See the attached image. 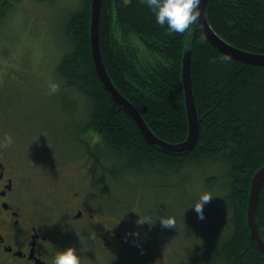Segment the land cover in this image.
<instances>
[{
	"label": "trees",
	"instance_id": "obj_1",
	"mask_svg": "<svg viewBox=\"0 0 264 264\" xmlns=\"http://www.w3.org/2000/svg\"><path fill=\"white\" fill-rule=\"evenodd\" d=\"M19 1L0 0V19ZM90 8L91 0H81L68 12L63 36L70 47L56 66L63 90L86 99L87 117L77 126L84 135L93 132L101 142L96 148L89 140L80 142L86 156L113 179L122 170L179 172L190 164L220 161L225 169L223 216L229 214L232 230L221 233L210 264H264V253L250 239L247 224L250 180L264 165V65L232 58L214 63L223 53L208 40L197 43L201 33L197 24L191 33L168 34L167 25L159 26L153 11L140 0H101L98 43L106 72L149 129L170 143L181 142L188 134L181 66L184 53L190 52L198 138L189 151L165 152L145 141L131 117L104 89L91 53ZM206 18L230 45L264 55V0H208ZM116 29L125 38L130 33L137 36L158 61L136 65L134 50L116 38ZM103 156L114 161L106 164ZM204 178L209 188L220 181L217 174ZM255 218L264 240V180Z\"/></svg>",
	"mask_w": 264,
	"mask_h": 264
},
{
	"label": "rangeland",
	"instance_id": "obj_2",
	"mask_svg": "<svg viewBox=\"0 0 264 264\" xmlns=\"http://www.w3.org/2000/svg\"><path fill=\"white\" fill-rule=\"evenodd\" d=\"M80 2L21 0L0 19V136L10 133L14 141L0 155L14 164L35 193L39 209L50 218L69 219L72 211L61 201L67 189L55 174L61 171L64 176L77 167V184L91 190L90 200L106 208L102 211L108 218L129 226L126 241L116 250H85L82 264H210L221 233L232 230L229 214L223 216V163L190 164L179 172L120 170V177L113 179L91 165L79 145L97 135H84L77 126L86 120V99L63 90L56 66L70 47L63 36L64 22ZM115 35L134 50L136 65L158 61L137 36L125 38L117 29ZM50 80L60 83L59 93L47 94ZM102 160L114 161L111 156ZM216 174L220 181L209 188L204 177ZM206 191L213 198L203 206L204 219H199L193 204ZM139 215L148 223L137 224ZM168 216L175 218V228L162 227L160 218Z\"/></svg>",
	"mask_w": 264,
	"mask_h": 264
},
{
	"label": "flooded vegetation",
	"instance_id": "obj_3",
	"mask_svg": "<svg viewBox=\"0 0 264 264\" xmlns=\"http://www.w3.org/2000/svg\"><path fill=\"white\" fill-rule=\"evenodd\" d=\"M98 141L88 142L94 145ZM85 157L95 167V162ZM15 168L0 155V264H52L55 253L68 246L82 255L85 250L113 251L126 241L131 229L108 218L102 211L106 208L90 200L91 190L77 184V167L64 176L61 171L55 174L67 189L61 193L62 207L72 211L65 222L41 212L35 193Z\"/></svg>",
	"mask_w": 264,
	"mask_h": 264
},
{
	"label": "water",
	"instance_id": "obj_4",
	"mask_svg": "<svg viewBox=\"0 0 264 264\" xmlns=\"http://www.w3.org/2000/svg\"><path fill=\"white\" fill-rule=\"evenodd\" d=\"M208 0H201L199 10L200 16L197 26L203 31L207 40L221 53L229 55L232 59L250 63L254 65H264V55L255 54L238 49L222 38H220L210 27L206 18V5ZM101 0H91L90 12V47L94 66L97 75L104 87L110 93L113 100L120 105L123 110L131 117L139 129L140 134L150 145H155L165 152L181 153L189 151L196 143L198 138L197 114L192 94L190 78V52L186 51L182 57L181 78L184 92V102L186 108L188 134L185 140L178 143L166 142L157 137L146 125L137 109L114 87L102 62L99 43H98V22ZM192 29L188 32L191 33ZM264 180V165H262L251 177L250 189L247 203V224L249 227V237L256 244V247L264 253V240L261 238L256 225V206L261 183Z\"/></svg>",
	"mask_w": 264,
	"mask_h": 264
},
{
	"label": "clouds",
	"instance_id": "obj_5",
	"mask_svg": "<svg viewBox=\"0 0 264 264\" xmlns=\"http://www.w3.org/2000/svg\"><path fill=\"white\" fill-rule=\"evenodd\" d=\"M141 3L147 5L155 14L156 23L164 27L167 25V33L184 34L188 33L193 25H196L200 10L201 0H140ZM207 36L201 31L197 43H206ZM217 59L220 62H229L231 57L227 54H220ZM61 85L56 81L50 80L47 85V94L55 95L60 92ZM13 136L10 133H4L0 136V150H7L13 145ZM213 195L210 192H203L193 204L199 219H204L203 206L210 202ZM140 219L137 224L148 223V221L139 215ZM162 227L175 228L176 220L173 216L160 218ZM52 264H82L79 251L68 246L60 251H57L53 257Z\"/></svg>",
	"mask_w": 264,
	"mask_h": 264
}]
</instances>
